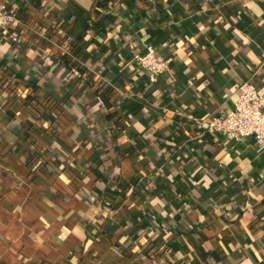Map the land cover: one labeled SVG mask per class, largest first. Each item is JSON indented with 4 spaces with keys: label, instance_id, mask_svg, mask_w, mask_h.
<instances>
[{
    "label": "crops",
    "instance_id": "crops-1",
    "mask_svg": "<svg viewBox=\"0 0 264 264\" xmlns=\"http://www.w3.org/2000/svg\"><path fill=\"white\" fill-rule=\"evenodd\" d=\"M3 2L24 28L0 31V264H264V150L199 126L264 92V0Z\"/></svg>",
    "mask_w": 264,
    "mask_h": 264
},
{
    "label": "built area",
    "instance_id": "built-area-1",
    "mask_svg": "<svg viewBox=\"0 0 264 264\" xmlns=\"http://www.w3.org/2000/svg\"><path fill=\"white\" fill-rule=\"evenodd\" d=\"M19 8L10 3H0V31L16 39L18 30L24 28ZM138 69L147 71L150 82L169 70V58L160 56L153 45L132 55ZM232 108L200 120L202 131L215 132L227 140L252 139L255 149L264 150V92L256 84L243 81L237 87Z\"/></svg>",
    "mask_w": 264,
    "mask_h": 264
},
{
    "label": "trees",
    "instance_id": "trees-1",
    "mask_svg": "<svg viewBox=\"0 0 264 264\" xmlns=\"http://www.w3.org/2000/svg\"><path fill=\"white\" fill-rule=\"evenodd\" d=\"M81 38V36H80ZM80 38L77 39V46L78 48L80 47ZM14 38L11 39L10 37V43H11V46L14 45ZM83 43V42H82ZM78 66V65H77ZM79 68H81L79 66ZM28 86L30 87V91L29 93L26 95L25 99H24V103H27V105L29 104H32V100H33V93H35L37 87L36 85L31 82V83H28ZM33 103H36L33 101ZM39 104V103H38ZM41 104V103H40ZM44 106V109L42 110L43 112L41 113V115H43L44 118H46L49 122V125L46 126V127H41L40 130H35V132L32 133L33 135V142L36 144V147L39 148L40 150H42L43 148L46 149V147L50 146L54 141H56V139H58V136L56 135V129H55V123L53 122V111L51 110L52 107L55 106V100L50 97V99L48 101H46ZM47 109V110H46ZM64 147H61V151L64 149H68L66 145H62ZM37 154L36 155H39V151L36 150ZM41 168H44L43 166H41Z\"/></svg>",
    "mask_w": 264,
    "mask_h": 264
}]
</instances>
